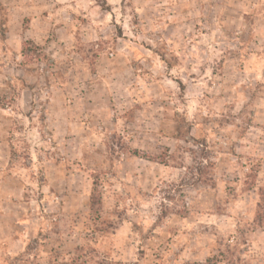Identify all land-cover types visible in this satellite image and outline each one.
<instances>
[{"label": "rangeland", "instance_id": "374dc122", "mask_svg": "<svg viewBox=\"0 0 264 264\" xmlns=\"http://www.w3.org/2000/svg\"><path fill=\"white\" fill-rule=\"evenodd\" d=\"M0 264H264V0H0Z\"/></svg>", "mask_w": 264, "mask_h": 264}]
</instances>
